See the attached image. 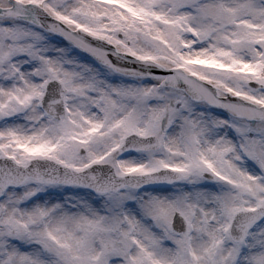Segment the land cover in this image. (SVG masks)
I'll return each mask as SVG.
<instances>
[{"label": "snow or ice", "instance_id": "6c2138e0", "mask_svg": "<svg viewBox=\"0 0 264 264\" xmlns=\"http://www.w3.org/2000/svg\"><path fill=\"white\" fill-rule=\"evenodd\" d=\"M0 264H264V0H0Z\"/></svg>", "mask_w": 264, "mask_h": 264}]
</instances>
